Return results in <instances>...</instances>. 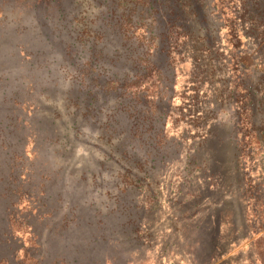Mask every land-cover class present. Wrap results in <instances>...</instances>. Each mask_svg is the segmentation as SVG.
<instances>
[{
  "label": "rangeland",
  "instance_id": "rangeland-1",
  "mask_svg": "<svg viewBox=\"0 0 264 264\" xmlns=\"http://www.w3.org/2000/svg\"><path fill=\"white\" fill-rule=\"evenodd\" d=\"M8 1L14 4L11 8L20 6ZM205 3L215 28L226 24L225 20L233 19L235 0H207ZM11 16L16 18V13L12 12ZM177 24L180 25L179 21ZM176 28L169 31L174 52L172 60L165 55L157 56L154 58L157 66L151 65L143 53L139 66L132 67L127 47H123L118 58L117 54L111 55L113 60H121V66L112 67L110 58H101L98 67L91 72L85 65L91 56L89 52L82 54L79 51L73 54V60L67 61L60 46L56 45L58 51L51 56L40 53L33 62L20 58L14 68L8 67L15 82L11 90L18 86L19 94L24 96L20 100L30 101V104L36 101L39 106L35 116L31 114L34 112L31 106L20 109L24 122L29 124L33 119V127H30L21 121L10 120L13 106L0 101V109L6 111L7 116H1L0 121L13 123L19 129V132L14 130L6 142L14 146L22 141L20 149L26 153L27 170L20 161L16 168L5 155L7 150L1 147V142L5 141L0 139V162L5 168L0 177L4 183L0 191L16 190L13 213H6L13 219L10 230L14 233L13 251L18 255V262L23 261L32 241V231L25 228L22 221L31 213L30 203L33 202L25 195V190L42 196L44 187L49 185L52 192L68 197L72 184L67 185L75 181L77 187L88 190L83 213L96 216V220H107L111 232L123 226L129 229L120 236L126 240L121 248H114V244L109 246L111 255L119 249L121 257L117 263L108 264H264V146L255 142L250 123L249 89L256 81L255 63L246 61L251 68L233 65L236 60L240 61V51L253 54V44L241 37V50H233L225 25L218 51L209 56L197 36H188ZM143 33H138L135 38L142 40L141 45L145 48L151 47L153 54L156 51L154 40L147 37L145 41L146 34ZM113 37L115 46L119 47L122 43L119 35L115 36L114 32ZM9 39L3 46L0 42V48L4 50L0 52V58L4 59L0 62H12L13 50L9 46L14 43L13 35ZM17 51L21 52V49ZM140 52L141 48L137 53ZM91 54L97 60L99 51L96 48ZM171 61L173 66H166ZM160 69L176 75L172 92L164 90L171 96L169 105L158 104L155 98L163 85L170 87L169 81L161 78ZM84 71L91 74L89 83L82 82ZM128 71L131 74L141 71L139 74H142L131 81L133 83L129 81V90L149 94L144 104L135 105V115L131 117L118 108L124 98L118 99L107 90L112 87L113 78ZM78 98L88 101V106L91 100H97L92 104L91 113L95 115L94 121L99 123L83 118L87 107L86 104L77 106L81 103L76 101ZM117 110L119 119L115 118ZM162 112H166L167 118L162 124L157 123ZM110 122L113 126L120 123L125 130L117 144L127 149L135 144L123 139L126 136L132 138L139 127L137 123L145 126L143 135L142 131L136 132L141 146L137 153L134 152L133 160L156 167L147 175L143 171L141 187L126 179L118 190L115 188L117 172L122 169L131 174L132 169L122 167L121 162L118 166L115 164V148L108 142L109 134L113 132L112 128H107ZM79 130H85L87 137L85 143L77 142V154L88 150L92 158L83 173L76 172L82 167L74 160L75 152L65 150V143H55L57 135L69 140ZM152 141L157 144L152 146L154 148L149 146ZM154 154L157 159L150 163ZM104 161L107 168L100 166ZM28 176L33 178L32 184L28 183ZM109 188L113 192L106 195ZM126 189L129 192L125 193ZM2 198V210L6 211L10 198L5 194ZM203 229L220 230L224 241L218 255L211 257L207 250L202 252V238L210 243L213 236L207 231L202 234ZM197 241L201 242V249L195 245Z\"/></svg>",
  "mask_w": 264,
  "mask_h": 264
},
{
  "label": "trees",
  "instance_id": "trees-1",
  "mask_svg": "<svg viewBox=\"0 0 264 264\" xmlns=\"http://www.w3.org/2000/svg\"><path fill=\"white\" fill-rule=\"evenodd\" d=\"M206 1L207 0H12V2L20 6L11 8L14 4L8 0H0V42H2L3 46L4 42L11 40L9 39L11 35H13L12 40H14V43L9 46V48L13 50L11 55L12 62H0V101L3 100L13 106V110L10 113V120L15 119L17 123L21 121L23 124L33 127V119H30L29 124L24 122L20 109L22 110L23 107L29 109L31 106L30 108H34V112L31 113L32 116H35V110L39 109L36 101L30 104V101L26 102L25 100H20L24 96L19 94L18 86L16 90H11L15 87V82L13 75L9 74L8 67L14 68V65L20 58L33 62L40 53L51 56L57 53L58 48L55 46L58 45L67 61L73 60V54L79 51L82 52V54L89 52L91 56L89 60L86 61L85 65L87 68H91L92 72L98 67V60L101 58L106 60L110 58L109 62L112 64V67L121 66V60H113L112 56L114 57L117 54L118 58L123 51V47H127L126 51L129 52V61L132 67L139 66L143 59L141 57L143 53L148 57L146 60L151 65L157 66L154 64V58H157V56L164 57L165 55V58L172 60L171 57L174 52L171 38L169 37V31L172 30L173 27H177L176 29L179 32L182 29L184 34L188 36H197L198 40L200 39L199 41H202L204 50L208 52L209 56H212V54L219 49L218 43H220L222 38V28L224 29L226 25L229 36L232 39L231 43H233V50H241L243 43L241 37L251 41L253 44V54L249 55L240 51V61L236 60L237 63L233 65L240 66L241 68H251L248 67L246 61L249 60L255 63L253 64V68H255L254 78L256 81L249 89L250 104L252 107L250 110V123L254 132L253 136L255 142L263 147L264 0H235L237 5L234 8L235 12L233 19L225 20L224 22H226V24L222 22L224 25H219L218 28H215V25L209 19L210 13L208 12L209 8L205 3ZM187 8L190 9V11L186 10ZM12 12L16 13V18H12ZM28 19H32L30 23L27 22ZM177 21L180 23L179 26H177ZM201 25L202 27H200ZM198 27L200 28L197 29ZM30 29H32V31H30ZM160 30L161 32H159ZM114 32L115 36L119 35V40L122 42L119 47L115 46L113 42ZM141 32L146 34L145 41H147L148 38V40L158 41V43H154L153 41L154 50H156L153 54L151 53V47L145 48L144 45H141L143 41L135 38L137 34ZM198 33L202 34V36ZM96 48L99 54L97 55V60H94V56L91 52L95 51ZM140 48L142 52L138 54L137 52ZM19 49H21V52L17 51ZM16 51L17 53H15ZM0 52L3 53L4 50L0 48ZM22 54H25V57L22 58ZM0 60H4L3 57H1ZM72 65H74V63H72ZM166 66H173V62H167ZM158 72L161 78L163 77V80L169 81L170 87H165L163 85V89L158 92L155 98L158 104L165 102V104L169 105L171 96H168L164 90L172 92L176 75L168 74V71L161 69L158 70ZM139 73H141V71H139ZM139 73L133 74L132 72L131 74V71H128V73L121 77H115L110 82L112 87L107 88V90L118 99L124 98V101L118 105V108L121 112L130 114V117L135 115V105L144 104L149 98V94L146 93V91H144V94L142 92L130 91L128 88L129 81L134 82V80L142 75ZM83 76L82 82L89 83L91 79L89 76L91 77V74L89 75L87 71H84ZM99 76L100 73H98V77ZM49 97L51 99V96ZM76 101H81L77 106L88 103V101L82 100L81 98H78ZM95 101L97 100L93 99L90 101L89 106L87 104L85 106L87 108H85L82 116L83 118L87 117V122L93 123L95 119V115L91 113L92 104ZM4 113H6V111L0 109V117L4 115L7 117ZM57 117H59V115ZM115 118H120L119 111L115 115ZM166 118V112L160 113L157 123L161 122L162 124ZM99 122L100 121H94L96 124ZM12 124H10V122L7 124L0 121V133H2L0 139L5 141L1 142V147L3 146L2 148L7 150L8 153H5V155L9 157L12 164L14 165L15 163L16 168H18L20 162L21 164L25 163L26 153L24 150H21L22 141L12 146L5 140L14 130L19 132L16 125ZM40 125L41 123L38 122V126ZM136 125H139V127L136 128V132L142 131L141 135H143L145 126L142 123H137ZM107 128L113 129L112 134H109L108 142L115 148V164L118 166V162H121L123 164L122 167L125 166L132 169L131 174L129 171L126 172V170L123 171L122 169L117 172L115 177L117 180L116 190H118L121 182L126 179H131L132 182H135L136 186L141 187L144 181L140 175L144 173L147 175L156 165L147 167L145 165L146 163L141 161L137 163L133 160L137 150L139 151L138 148L141 146L139 134L135 132L131 136L132 138L126 136L125 139H123L128 142L133 141L135 144L131 145L130 149H127L124 148V146L119 147L117 144L118 137L125 133L120 123L113 126V123L110 122ZM21 130H25V128ZM85 132V130H79L77 135L69 140L68 138L57 135L55 140V143H65V150L67 149L69 152H75L74 156L77 155V157H75L74 160H77L79 162L78 165L82 167L78 168L76 172L82 171V173L88 169V165H90L92 160L88 150H85L83 154L80 153L81 155H78L76 151L78 147L77 142H79V144L85 143L84 141L87 137ZM84 145L87 147V144ZM156 145L154 141L149 143L150 147H156ZM135 151L136 153H134ZM151 151H154V149ZM10 154H12L11 158ZM63 157H65V155H63ZM148 159H150V157ZM156 159L157 156L154 154L150 163H153ZM145 162L148 161L145 160ZM100 166L101 168H107V162H102ZM23 167L27 170L25 164ZM4 170L5 168H3V164L0 162V177ZM32 180L33 178L28 176V183L30 182V184H32ZM2 182L3 179L0 178V189L4 185ZM83 182L86 181L83 180ZM65 184L67 185V182H65ZM71 184L72 187L69 188L70 196L68 197L56 194L54 191L52 192L49 185L44 187L42 196L24 189L27 191L25 195L33 199V202L30 203L31 213H29L27 218L24 217V219H22L25 228L32 231L30 233L32 241L30 248L25 253V258L21 262H18V255L13 251L15 237L14 233L10 230V224L13 219L11 218V214L6 213L9 211L13 213L11 209L15 205L13 199L16 190L11 192L8 190L5 193L0 191V264H108L117 263L120 260L121 252L119 249H116V253L113 255L110 254L108 249L111 244L116 246L114 248H121L122 244L126 243V240H122L120 236L124 235L129 229L123 226L120 227L119 230L115 228L116 230L111 232L112 230L107 220L103 218L96 220V216H87L86 213H83V210L86 209V204L83 203H86L85 194L88 190L77 187L75 181L69 183L67 186L69 187ZM136 186L133 188H136ZM18 189V191H20V188ZM110 189L111 188L106 191V195H109L108 192H113V189ZM124 191L125 193L129 192L128 189ZM116 192L118 194V191ZM4 194L10 198V204L8 208H6V211L2 210V195ZM56 198L59 204L56 202ZM34 211L37 212L34 214L32 213ZM95 211L99 213V211ZM206 231L210 232L213 236L210 243L207 242L208 240L205 241V239L202 238V252L207 250L210 256L213 257L218 255L221 251V242L224 240L222 239L220 230L212 232L209 229H203L202 234ZM138 233L139 230L136 236ZM136 239H138V237H136ZM195 245H198L197 248L201 249V242L197 241ZM102 257H105V260L104 258L102 259Z\"/></svg>",
  "mask_w": 264,
  "mask_h": 264
}]
</instances>
